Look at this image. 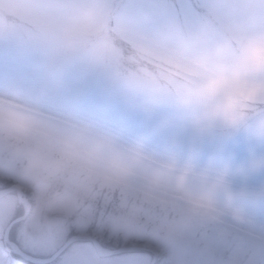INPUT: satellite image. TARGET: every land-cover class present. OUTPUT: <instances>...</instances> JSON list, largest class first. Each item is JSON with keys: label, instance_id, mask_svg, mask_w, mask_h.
I'll return each instance as SVG.
<instances>
[{"label": "rangeland", "instance_id": "374dc122", "mask_svg": "<svg viewBox=\"0 0 264 264\" xmlns=\"http://www.w3.org/2000/svg\"><path fill=\"white\" fill-rule=\"evenodd\" d=\"M244 3L259 0H0V103L24 104L57 131L87 130L159 158L170 134L162 116L143 110L122 86V63L165 27L175 32ZM82 29L99 34L76 47L53 40L60 30ZM213 154L240 162L248 146L206 145L203 158ZM212 192L245 206L202 214L139 179L28 170L0 141V264H31L26 256L51 260L35 264H150L147 252L112 253L141 242L160 252L154 264H264V174L232 186L220 176ZM80 234L109 255L72 239Z\"/></svg>", "mask_w": 264, "mask_h": 264}, {"label": "clouds", "instance_id": "9594fccd", "mask_svg": "<svg viewBox=\"0 0 264 264\" xmlns=\"http://www.w3.org/2000/svg\"><path fill=\"white\" fill-rule=\"evenodd\" d=\"M161 31L162 38L142 47L118 71L140 107L162 116L170 135L159 158L147 159L136 146L122 147L87 130L63 126L57 131L16 102L0 103V141L28 170L139 179L202 214L243 208L240 201L227 205L212 187L220 176L232 186L264 174V0L211 13L175 32ZM98 34L95 29L60 30L53 40L76 47ZM102 63L110 61L103 57ZM236 140L248 146L244 161L215 154L203 158L206 145Z\"/></svg>", "mask_w": 264, "mask_h": 264}, {"label": "water", "instance_id": "95a60500", "mask_svg": "<svg viewBox=\"0 0 264 264\" xmlns=\"http://www.w3.org/2000/svg\"><path fill=\"white\" fill-rule=\"evenodd\" d=\"M12 189H13V187L8 188V189H5V190H3V191H4V193H7V192H9V191L12 190ZM72 239H89V240H91V241L94 243V245H95L94 248H96V250L98 251V253H99L100 255L103 254V253L101 252V248H100V246H99L98 241H97L94 237H91V236H89V235H77V236H74ZM132 250H139V251L150 252L148 249H146V248H144V247H138V246L133 247ZM155 260H156V257L153 255V260H152L151 264H154ZM32 261H34V262H36V263H37V262H42V261H36V260H32ZM45 262H46V261H45Z\"/></svg>", "mask_w": 264, "mask_h": 264}, {"label": "bare ground", "instance_id": "6f19581e", "mask_svg": "<svg viewBox=\"0 0 264 264\" xmlns=\"http://www.w3.org/2000/svg\"><path fill=\"white\" fill-rule=\"evenodd\" d=\"M129 245H135V244L130 243ZM141 245H142V247H145V248L149 249L150 251H153L155 253V255L160 253L159 251H157V249L155 247H153L152 245H149L148 243H144Z\"/></svg>", "mask_w": 264, "mask_h": 264}, {"label": "flooded vegetation", "instance_id": "af4514ba", "mask_svg": "<svg viewBox=\"0 0 264 264\" xmlns=\"http://www.w3.org/2000/svg\"><path fill=\"white\" fill-rule=\"evenodd\" d=\"M88 242L92 244V242H91V241H88Z\"/></svg>", "mask_w": 264, "mask_h": 264}, {"label": "trees", "instance_id": "16d2710c", "mask_svg": "<svg viewBox=\"0 0 264 264\" xmlns=\"http://www.w3.org/2000/svg\"><path fill=\"white\" fill-rule=\"evenodd\" d=\"M117 42V41H116Z\"/></svg>", "mask_w": 264, "mask_h": 264}]
</instances>
